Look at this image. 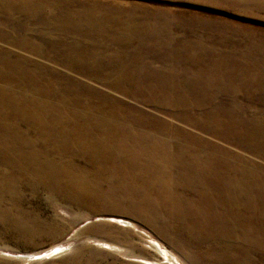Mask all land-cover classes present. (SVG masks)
I'll return each mask as SVG.
<instances>
[{
    "label": "bare ground",
    "instance_id": "6f19581e",
    "mask_svg": "<svg viewBox=\"0 0 264 264\" xmlns=\"http://www.w3.org/2000/svg\"><path fill=\"white\" fill-rule=\"evenodd\" d=\"M209 1L230 9L254 4V9L264 10V0ZM46 4L0 0V45L10 48L0 50V216L12 217L13 228L35 236L48 228L25 214L24 189L36 196L43 188L63 189L62 195L70 200H87L102 192L128 200L160 221L167 240L186 250L192 264H264V35L246 38L253 33L229 21L220 28L185 31L170 16L155 12L156 25L145 32L151 43L140 44L134 53L161 55L164 64L149 70L148 65L138 68L133 59L132 64L124 60L105 76L101 62L114 64L112 59L101 60L105 50L88 52L53 43L55 31L65 38L77 35L67 26L79 25L83 15L74 19L67 9L47 19ZM16 10L41 26L51 22L60 28L39 31L44 44L30 43L28 34V41H21L12 36L19 30L11 26ZM85 18L107 20L98 14ZM122 21L137 26L135 36L144 30L139 27L143 19L128 16ZM174 28L183 33H174ZM20 30L33 32L27 26ZM34 54L63 60L79 79L47 67ZM125 71L133 78L122 87ZM147 72H152L156 85L147 81L154 87L138 86L143 79L138 77L146 81ZM83 77L99 79L126 102L105 89H94ZM79 159L83 165L77 164ZM117 178L119 185H114ZM111 220L133 227L125 219ZM151 240L162 261L133 260L182 264L159 241ZM66 250L54 246L30 255L0 254L34 261Z\"/></svg>",
    "mask_w": 264,
    "mask_h": 264
},
{
    "label": "rangeland",
    "instance_id": "374dc122",
    "mask_svg": "<svg viewBox=\"0 0 264 264\" xmlns=\"http://www.w3.org/2000/svg\"><path fill=\"white\" fill-rule=\"evenodd\" d=\"M42 1H47L45 5V17L47 19L48 17H52V15L65 14L66 12L64 11L67 9V16L72 14L74 19H78V15H83L81 22L79 21V25L76 27L67 26L75 31V33L77 32V35L65 38L64 35H61L60 31H55L52 34L53 43L54 45L60 43L57 47L72 45L79 50H86L88 52H91L93 49L105 50V54L101 53V60L112 59L114 61L113 64L110 61H105V63L102 60L101 64L105 68L100 73L102 75L106 72L105 76L113 74V69L118 68L124 60H128L129 64L133 63L132 65L138 68L148 65L149 70L155 67L158 68L164 64L161 55L150 54L145 56L141 53H134V50L136 51L140 48V44L151 43L145 32L147 30L150 31V27L156 25L154 19L157 12L163 14V18L170 16L173 19L172 22L176 26L184 28L185 31L188 28H197L199 32H202L204 28L202 26L209 29H214L216 26L220 28L223 27L224 22L229 21L240 26L242 30L253 33V35H247L246 38L249 36L261 38L264 35V10L254 9V4H251V7L247 5V7L243 6L241 9H230L224 6L220 7L216 3L211 4L209 0H76L78 3L74 2L60 6L48 4L55 0ZM94 1L97 2L96 5L85 6V2L90 3ZM85 10L88 12H85ZM15 12L13 14L15 19L12 20L11 26L19 30H14L12 36L17 39L19 38L21 41H28L26 39V35L28 34L33 38L30 40V43L40 40L44 44L40 37H37L39 31L60 28L59 25L51 24V22L46 26H41L35 20L31 21L29 16L19 13L20 11L16 10ZM88 14L103 15L107 20L86 21L85 16ZM128 16L143 19L139 27H143L145 31L143 30L138 36H135L137 34V26L133 23L122 21L123 18L127 19ZM162 21L164 20L162 19ZM172 22L170 25H173ZM1 23L6 25L5 22ZM26 26L31 28L34 33L20 30L25 29ZM93 26L95 30H93ZM176 32L181 33L182 31L174 28V33ZM204 32L207 31L204 30ZM175 41L179 42L178 39ZM121 48L122 50L127 48L128 51L123 54H116L118 53L117 50ZM1 49L5 51L10 48L0 45ZM13 57L16 58L15 56ZM33 57L42 60L47 67H52L53 70L59 73L69 74L79 79L78 76L80 75L69 73L68 65L61 59H46L45 57H41L40 54H34ZM139 64L141 65L139 66ZM151 65L152 67H150ZM23 67L25 69L28 68L25 65ZM151 74L152 72H147V75L145 74L148 76V80L146 79V81H144L145 76L141 75L138 77L140 79L143 78L142 85L138 84V86H142L143 88L154 87L157 81L153 79L154 75L151 76ZM132 78L133 76L129 72L125 71L124 74L122 73V87L128 86V84L124 83L126 81L130 83ZM83 79L86 80L87 84L96 86L94 89H105L121 101L126 102L121 94L101 85L99 79L91 77H83ZM147 81L152 82L154 85L151 86L148 84L150 82ZM178 86L182 85L178 84ZM82 90H87V88H83ZM134 102L129 100L127 103L140 106V103ZM75 161L76 159L73 158L69 163L70 173L74 171L73 163ZM77 164L83 165L84 162L82 159H79ZM81 173L84 174V172ZM85 175L88 176L87 173ZM118 180L119 178L113 181V184L119 185ZM107 187V184L104 182L102 188L106 191L105 188ZM62 192L63 189L59 191L47 187L38 190L36 196L30 190L24 189V202H21V206L26 210L25 214L31 217L30 219L35 222H33L34 224L38 226L45 225L48 228V232L42 233L36 231L37 235L27 237L20 230L11 226L12 217L7 216L4 218L0 216V253L30 255L48 250L54 246H64L67 250L47 259L34 261L0 254V264H73L75 259L78 261L77 264H142L133 260L132 257L162 261V256L155 252L151 246V238L159 241L169 249L182 261V264H192L185 257L187 255L186 250L167 240L166 235L163 233L165 226L157 219H154L147 211L141 210L130 201L106 197L102 192L93 194L87 200H70L68 197L63 196ZM21 193L23 194V192ZM8 202L11 203L10 201ZM112 218L128 220L133 224V227L123 226L119 222L112 221ZM172 225L176 227L177 223L173 221ZM106 243L110 245V248L103 247ZM195 264H203V262Z\"/></svg>",
    "mask_w": 264,
    "mask_h": 264
}]
</instances>
